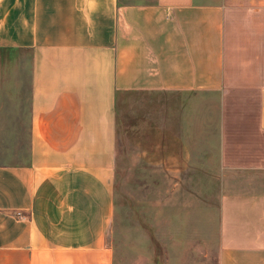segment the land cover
I'll return each mask as SVG.
<instances>
[{
  "label": "crops",
  "instance_id": "1",
  "mask_svg": "<svg viewBox=\"0 0 264 264\" xmlns=\"http://www.w3.org/2000/svg\"><path fill=\"white\" fill-rule=\"evenodd\" d=\"M7 50L30 53L29 153L0 163V264H114L122 92L215 101L220 166L264 172V0H0ZM257 183L220 196L218 264H264Z\"/></svg>",
  "mask_w": 264,
  "mask_h": 264
},
{
  "label": "rangeland",
  "instance_id": "2",
  "mask_svg": "<svg viewBox=\"0 0 264 264\" xmlns=\"http://www.w3.org/2000/svg\"><path fill=\"white\" fill-rule=\"evenodd\" d=\"M29 61L28 52L0 51V93L9 98L6 114L0 112V163L8 165L28 160ZM17 96L25 105L20 117ZM194 97L118 95L114 215L107 234L114 264H218L221 194L264 182V172L220 166L216 102Z\"/></svg>",
  "mask_w": 264,
  "mask_h": 264
}]
</instances>
